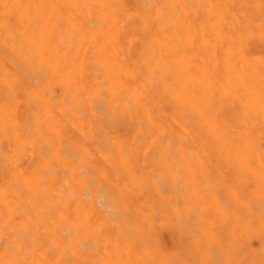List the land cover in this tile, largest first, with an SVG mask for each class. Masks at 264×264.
I'll return each mask as SVG.
<instances>
[{
  "label": "bare ground",
  "instance_id": "bare-ground-1",
  "mask_svg": "<svg viewBox=\"0 0 264 264\" xmlns=\"http://www.w3.org/2000/svg\"><path fill=\"white\" fill-rule=\"evenodd\" d=\"M0 264H264V0H0Z\"/></svg>",
  "mask_w": 264,
  "mask_h": 264
},
{
  "label": "rangeland",
  "instance_id": "rangeland-1",
  "mask_svg": "<svg viewBox=\"0 0 264 264\" xmlns=\"http://www.w3.org/2000/svg\"><path fill=\"white\" fill-rule=\"evenodd\" d=\"M180 221V217L173 218L175 226L173 227L172 233L166 227H163L161 229L162 239L172 250H177L183 257L191 258L192 255L188 249V242L190 234L194 233L196 227L194 223L191 224V222H189L188 224L187 222L186 224L185 222L183 229L179 225ZM253 243L255 244V241H253Z\"/></svg>",
  "mask_w": 264,
  "mask_h": 264
}]
</instances>
